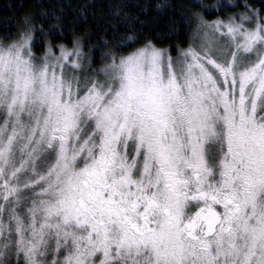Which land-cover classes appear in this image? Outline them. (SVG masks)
Here are the masks:
<instances>
[{
    "label": "rangeland",
    "instance_id": "rangeland-1",
    "mask_svg": "<svg viewBox=\"0 0 264 264\" xmlns=\"http://www.w3.org/2000/svg\"><path fill=\"white\" fill-rule=\"evenodd\" d=\"M242 21L93 71L0 39V264H264V22Z\"/></svg>",
    "mask_w": 264,
    "mask_h": 264
},
{
    "label": "trees",
    "instance_id": "trees-1",
    "mask_svg": "<svg viewBox=\"0 0 264 264\" xmlns=\"http://www.w3.org/2000/svg\"><path fill=\"white\" fill-rule=\"evenodd\" d=\"M244 17L264 22V0H0V39L30 33L36 54L80 44L93 71L148 44L175 55L200 21Z\"/></svg>",
    "mask_w": 264,
    "mask_h": 264
},
{
    "label": "water",
    "instance_id": "water-1",
    "mask_svg": "<svg viewBox=\"0 0 264 264\" xmlns=\"http://www.w3.org/2000/svg\"><path fill=\"white\" fill-rule=\"evenodd\" d=\"M200 219L204 223L203 237L206 238L212 236L215 233L220 221L218 212L215 209H209L202 213ZM195 227L196 223L194 219L190 220V222L186 224V228L189 230H194Z\"/></svg>",
    "mask_w": 264,
    "mask_h": 264
},
{
    "label": "flooded vegetation",
    "instance_id": "flooded-vegetation-1",
    "mask_svg": "<svg viewBox=\"0 0 264 264\" xmlns=\"http://www.w3.org/2000/svg\"><path fill=\"white\" fill-rule=\"evenodd\" d=\"M196 215H197L196 217L191 218V220H192V219L195 220V223H196V227H195V229H194V230L186 229V233L188 234V236H192V235H193L196 231H198L200 228H203V229H204V223H203V221L200 219V217H201V215H202L201 212L198 211ZM145 218H146V216H142V217H141V221H143ZM131 229H132L135 233H139V232H140V227H138V226L132 225V226H131ZM203 229H202V230H203ZM202 234H203V231H202Z\"/></svg>",
    "mask_w": 264,
    "mask_h": 264
},
{
    "label": "bare ground",
    "instance_id": "bare-ground-1",
    "mask_svg": "<svg viewBox=\"0 0 264 264\" xmlns=\"http://www.w3.org/2000/svg\"><path fill=\"white\" fill-rule=\"evenodd\" d=\"M261 20V19H260Z\"/></svg>",
    "mask_w": 264,
    "mask_h": 264
}]
</instances>
